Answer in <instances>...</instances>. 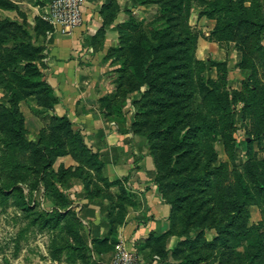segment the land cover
Returning <instances> with one entry per match:
<instances>
[{"label": "trees", "instance_id": "trees-1", "mask_svg": "<svg viewBox=\"0 0 264 264\" xmlns=\"http://www.w3.org/2000/svg\"><path fill=\"white\" fill-rule=\"evenodd\" d=\"M150 2L156 5L164 28L145 33L128 12V18L117 28L119 46L110 50L109 55L116 58L114 62H120L115 95L123 97L145 88L141 103L155 107L149 106L144 111V120L136 114L131 125L133 134L146 139L156 170L154 183L170 207V229L166 235L154 239L157 246L154 252L161 259H167L165 237L182 236L184 228L193 226L214 228L218 238L205 242L199 234L190 241L189 249L187 242H179L171 258L178 264H198L206 258L198 254L199 250L213 252L219 245L231 250L229 255L235 264H264V238L257 226H249L248 210L250 206H258L264 214V143H261L264 135V0H135L134 6ZM196 8L199 17L215 22L207 39L218 44L231 43L239 54L238 67L249 73L241 83V91L230 92L225 88L224 75L215 80L205 76L208 69L222 66L196 58L201 34L189 25ZM0 10L17 11V8L7 0H0ZM50 29L41 19L35 20V32ZM41 52L42 47L31 43L25 21L19 24L0 17V89L10 97L8 107L0 102V206L5 209L12 201L18 211L14 218L25 220V229L36 226L40 230L68 232L73 242L66 246L68 256H74L71 261L75 263V257L79 256L86 264H91L94 252L109 251L116 241L103 239L89 243L76 212L41 213L24 194L21 185L29 190L39 186L50 189L58 209H72L70 201L57 188L69 178L81 181L88 198L102 196L112 200L105 189L117 186L118 197L110 219L112 234L124 220L126 205L132 202L120 182H108L102 177L103 165L98 155L85 145L80 132L72 130L66 116L53 117L48 133L40 132L35 143L26 140L18 103L34 97L41 109L48 110L58 103L39 70ZM259 70L260 77L257 76ZM194 95L200 98L197 111L181 115L182 101L188 102ZM173 99L178 102H169ZM109 100L104 98L106 107L110 108ZM238 102L242 104V116L249 121L252 138L246 142L249 157L242 171H230L232 180L229 181L227 164L213 166L217 154L212 144L220 137L224 149L231 155L233 113ZM116 113L119 117L122 112L116 109ZM146 125L150 128L145 135ZM254 143H258L261 158L253 154ZM65 156H70L77 166L67 169L60 166L55 172L52 168L55 160ZM172 162L174 168H170ZM177 214L184 221V228L176 235ZM238 248L241 250L237 251Z\"/></svg>", "mask_w": 264, "mask_h": 264}, {"label": "crops", "instance_id": "crops-1", "mask_svg": "<svg viewBox=\"0 0 264 264\" xmlns=\"http://www.w3.org/2000/svg\"><path fill=\"white\" fill-rule=\"evenodd\" d=\"M7 1L16 6L17 11L0 10V17L19 24L25 21L31 43L42 47L39 70L59 100L50 116L69 118L73 128L83 136L85 145L98 155L103 165L102 177L108 182H120L132 202L126 205L124 220L112 234L110 219L118 187L105 189L112 200L102 196L88 198L81 181L69 178L64 192L84 225V235H88L89 243L103 239H114L116 244L121 241L140 264H168L177 238L164 239L167 259H161L154 252L157 247L154 239L166 235L170 229V207L154 183L156 170L147 142L128 129L129 119L125 123L118 122L104 111V98H111L116 91L112 83L116 62L109 51L119 46L118 26L127 19L128 12L138 9L134 7L135 0H85L82 24L67 35L50 25V30L34 31L35 20L41 19L53 0ZM198 13L196 8L189 25L203 34L197 40L195 53L196 58L202 60L205 49L215 51L218 43L207 39L215 22L199 17ZM205 59L211 57L205 56ZM60 165L67 169L77 164L65 156L55 160L54 169ZM98 184L103 188L102 183ZM115 245L109 251L94 252L91 264H111Z\"/></svg>", "mask_w": 264, "mask_h": 264}, {"label": "rangeland", "instance_id": "rangeland-1", "mask_svg": "<svg viewBox=\"0 0 264 264\" xmlns=\"http://www.w3.org/2000/svg\"><path fill=\"white\" fill-rule=\"evenodd\" d=\"M154 2H150L149 4L144 6H136V8L138 9L134 13H131V16L136 20L137 24L145 33H149L154 29L164 28V22L160 21V14H158ZM246 5L248 4L246 3ZM193 31L198 33L196 29H193ZM201 36H203V34H201ZM214 49L215 51L212 52L209 51L208 48L205 49L203 53V59L200 61H212L214 63H218L222 67H220L219 69L215 67L208 69L205 76L215 80L218 77L221 78L222 75H224L225 88H228L230 92L241 91V83L246 79L249 73L244 70L242 71L238 67L240 56L237 52H235L233 44H218V48L216 47ZM205 56H209L211 57V59L204 60ZM112 58L113 61H115L116 58ZM117 61L116 69L114 72H116V70L120 68V62ZM206 65L208 66V64ZM259 73L260 70L258 71L257 76L259 75ZM118 75V72L113 74L112 83L114 84V86H117L118 84ZM144 92L145 88H141L139 93H129L123 97H119L118 94L115 95L114 93V95H112V97L109 98L110 100L108 101V103L110 102V108L104 105L107 109L104 110L106 111L105 114L108 116V113H110V116L108 117H112V119H116L118 122L122 123H125L126 120L129 119L130 125L128 129L131 131V125L135 120L136 114L141 115V120H144L146 118V116L142 115L144 111H146L149 106L155 109L153 104L144 106L141 103L143 101L142 95ZM54 96L58 99L55 94ZM9 100V94L0 89V102L8 107ZM169 102H178V99H173ZM182 103L183 108L180 109L181 115H183L186 111H192L193 113H195L198 109V106L200 105V98L198 95H194L190 100H188V102L182 101ZM54 106L51 110L44 108L41 109L37 105L34 97L26 98L18 103L19 112L24 118L25 138L28 142L35 143L39 137L40 132L48 133L51 125V119L53 117H62L50 116V112L54 109ZM241 107L242 104L239 102L234 106L233 130L231 132V144H233L234 148L231 152V155L224 149L220 137H217V140L212 144L217 154V161L213 163V166L218 167L220 164H227L229 181L232 180L230 171L236 170L238 172H241L244 164L249 157L246 150V142L252 138L250 137L251 128L249 121L244 118L240 112ZM170 108H172V106H170ZM116 109H120V111L122 112L119 117L116 116L118 114L116 113ZM149 128V125H146L143 128L145 135L146 131ZM72 130H75L73 126ZM261 143H264V135L261 139ZM252 148L255 158H261L262 153L259 150L258 143H254L252 145ZM149 154L153 160L150 152ZM173 159L175 160V158ZM52 168L55 172L58 170V168L54 169V164L52 165ZM170 168H174L173 162L170 164ZM21 186L23 187L24 194H26L27 198L34 204L36 210L41 213H51L53 210H57L63 213H67L69 211L72 214H74L73 212H76L73 208L58 209V205L56 204V201L50 189L44 190L41 186H39L36 190H29L25 185ZM57 188L69 200V196L64 192L65 186L60 185L57 186ZM248 210L250 214L249 226H257L259 233H261L264 238V214L258 206H250ZM17 213L18 211L15 210V207L12 206V201H9L5 209L0 206V264H86V261H82L79 256L75 257V263L71 261V258H73L74 256L71 254L70 257L68 256L69 251H67L68 248L66 246L69 244H73L72 238L68 234V232H64L63 230L59 229L40 230L36 226H31L28 229H25L26 221L16 220L14 218ZM174 221V233L177 235L176 232L184 228V221L180 218L179 214L176 215ZM184 229V234L182 236L178 235L175 237L177 238V245L179 242H187L186 247L188 249L189 245H191L190 241L194 240L199 234H201V240L205 242H211L214 239L218 238V233L214 228L201 229L195 228L193 226L191 228ZM20 230L26 231L22 233L21 237H18V235L21 233ZM62 247L65 248L61 249ZM215 249L218 250L213 252L199 250L198 254L200 256H206V258L200 261L198 264H235V262L231 260L232 256L229 255V253H231L230 249L220 247L219 245H217ZM240 250V248L237 249V251ZM220 251L224 254L223 256L220 255ZM168 264H178V261H176V259L174 258H171V261L168 262Z\"/></svg>", "mask_w": 264, "mask_h": 264}, {"label": "built area", "instance_id": "built-area-1", "mask_svg": "<svg viewBox=\"0 0 264 264\" xmlns=\"http://www.w3.org/2000/svg\"><path fill=\"white\" fill-rule=\"evenodd\" d=\"M85 0H53L41 19L62 35L70 34L82 24ZM111 264H140L136 255L120 241L115 245Z\"/></svg>", "mask_w": 264, "mask_h": 264}]
</instances>
